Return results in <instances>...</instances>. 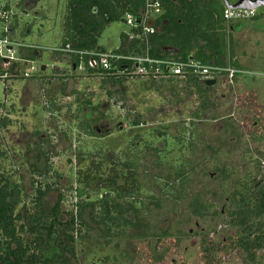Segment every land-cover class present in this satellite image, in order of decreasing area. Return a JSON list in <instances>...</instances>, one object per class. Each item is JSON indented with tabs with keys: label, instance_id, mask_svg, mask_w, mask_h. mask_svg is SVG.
Returning a JSON list of instances; mask_svg holds the SVG:
<instances>
[{
	"label": "rangeland",
	"instance_id": "1",
	"mask_svg": "<svg viewBox=\"0 0 264 264\" xmlns=\"http://www.w3.org/2000/svg\"><path fill=\"white\" fill-rule=\"evenodd\" d=\"M66 1L18 5L20 0H0V18L5 19L0 21V36L8 31V39L15 45L14 59L3 63L2 69L7 71L15 64L19 77L0 78V122L6 115L11 117L8 128L0 127V146L7 153L3 167L13 169L24 190L31 192L32 176L46 174L49 166L54 172L48 177L53 175L61 186L71 184L75 138L83 151L109 149V161L120 151L126 153L139 167L140 198L148 207L141 214L142 222L153 234L170 235L166 243L172 250L162 264H244L238 253L223 254L221 248L226 239L235 236V230L225 224L229 199L249 178L261 173L252 158L264 153V13L258 11L257 19L230 24L235 58L250 75H239L234 83L221 80L214 106L205 112L199 98L189 94L179 79L152 84L148 78H133L123 86L105 85L98 77L71 70L67 54L46 51L32 63L45 73L21 78L31 68L20 58L22 46L60 47ZM129 32L123 21L112 23L99 45L114 50L121 35ZM55 67L57 72H53ZM81 124L88 125L89 132L81 130ZM189 134L196 148L185 149L180 156L176 143L183 138L187 145ZM136 136L134 150L130 146ZM156 148L162 150L158 156ZM181 163L191 179L186 194L173 191L165 195L164 180L172 181ZM92 187L99 191L96 183ZM196 195L212 205L204 218L190 213ZM149 197L157 204L148 202ZM57 200L58 194L53 192L46 203L53 206ZM206 237L219 251L208 261L201 250ZM156 244L154 237L140 244L129 237L107 241L96 235L77 244V264H153L148 252Z\"/></svg>",
	"mask_w": 264,
	"mask_h": 264
},
{
	"label": "trees",
	"instance_id": "2",
	"mask_svg": "<svg viewBox=\"0 0 264 264\" xmlns=\"http://www.w3.org/2000/svg\"><path fill=\"white\" fill-rule=\"evenodd\" d=\"M26 1L38 5L42 0H20L18 5ZM159 1L163 11L155 22L154 32L147 38L139 36L132 40H128L127 34H122L120 45L112 51L125 56L147 54L157 60H193L205 67L223 69L231 66L240 69L231 42L233 27L224 21V6L220 0ZM143 3V0H67L60 47L65 49L68 46L71 51L79 52L106 50L99 45L102 34L112 23L123 21L126 13L136 18L137 28L129 33L139 34ZM0 21L5 19L0 18ZM8 36V31H2L0 39ZM21 50L20 58L31 62L45 53L26 48ZM70 57L73 70L74 66H79L80 60L74 55ZM83 62L86 68L84 73L98 77L102 84L123 86L133 79L129 74H116L115 71L103 73L101 69H91L87 57ZM3 63L4 60L0 58L1 79L19 78L15 64L3 71ZM125 66L132 68L133 65L124 61L119 63L117 70ZM57 70L55 67L53 72ZM44 73L40 71L39 74ZM10 74L12 76H7ZM21 78L26 79L24 76ZM179 80L183 88L190 91L189 94L199 98L200 109L206 112L213 108L219 79L207 80L193 69H186L185 79ZM149 81L155 84L165 80L150 78ZM10 118L9 114L1 120L2 129L11 125ZM80 129L89 132L90 127L81 124ZM157 135L162 136L161 133ZM138 138L136 136L131 143L130 147L134 150ZM74 141L71 184L61 186L53 180V175L48 177L54 172L49 166L46 174L32 176L31 192L24 190L13 169L7 171L3 167L7 153L0 146V264H77V244L88 242L96 235L107 241L114 237H129L140 244L154 237L157 244L149 249L148 259L153 264L165 262L172 250L166 243L170 235L166 232L151 233L149 226L141 220V214L148 207L146 200L140 198L143 186L134 158L120 151L109 161V149L96 147L83 151L79 140L75 138ZM182 141L183 138L176 143L180 147V156L185 149L192 151L196 148L197 143L191 134L188 135L187 145ZM168 147L164 149L165 153L169 152ZM154 152L158 156L162 150L156 148ZM252 160L261 173L259 177L249 178L229 199L225 224L235 230V236L225 241L221 251L223 254L238 253L244 264H264V255H261L264 251V153H259V157L254 156ZM190 181L186 165L181 163L173 180H164V194L176 191V194L185 195L184 190ZM94 183L99 185L97 192L93 191ZM53 192L58 194V200L49 206L46 198ZM147 200L157 204L154 197ZM211 207L202 201L201 195H196L189 209L193 217L204 218ZM201 250L206 261L219 252L208 237L201 241Z\"/></svg>",
	"mask_w": 264,
	"mask_h": 264
},
{
	"label": "built area",
	"instance_id": "3",
	"mask_svg": "<svg viewBox=\"0 0 264 264\" xmlns=\"http://www.w3.org/2000/svg\"><path fill=\"white\" fill-rule=\"evenodd\" d=\"M143 2V7L140 10L141 30L137 35L134 33H127L128 40H132L139 36H143L145 38L149 37L154 32L156 20L160 15H162V4L159 0H143ZM3 15L4 17L6 16L5 13H3ZM255 17L256 12L254 10H232L224 7L223 18L227 25L249 21ZM135 21L136 18L131 13H126L123 17V22L130 28L131 31L137 28ZM149 22L153 23L152 27L148 26ZM14 46L15 45L9 41L8 37L0 39V58L4 60V64L14 59ZM22 48L36 51H49L55 54L61 53L62 55L67 54L69 56L74 55L80 60V64L77 68L81 73L85 72L86 68L84 66L83 59L84 57H87V64L91 69H101L103 73L115 71L116 74H129L131 78H153L155 80L162 79L166 81L173 79H185L186 69H193L195 73H200L207 80L219 79L221 81L225 79L229 83H234L239 75H250V73H247L244 70L235 69L231 66L223 69L212 68L202 66L193 60L183 62L175 59H152L147 54L145 56H125L112 50L79 52L71 51L68 46L65 49L61 47L45 49L35 46H22ZM124 61L132 63V68L125 66L123 69L117 70L119 63ZM32 63L33 62L26 61V64H31L30 70L23 74L26 78L33 77L40 73V70H37L34 66H32Z\"/></svg>",
	"mask_w": 264,
	"mask_h": 264
},
{
	"label": "flooded vegetation",
	"instance_id": "4",
	"mask_svg": "<svg viewBox=\"0 0 264 264\" xmlns=\"http://www.w3.org/2000/svg\"><path fill=\"white\" fill-rule=\"evenodd\" d=\"M220 1L222 2L223 6H224L223 0H220ZM226 1L232 6L243 5V6L254 7V11L256 12V17L259 16L258 11H261L264 13V0H226ZM77 70H78V68L76 66H74L73 71H77ZM261 255H264V251L261 253Z\"/></svg>",
	"mask_w": 264,
	"mask_h": 264
},
{
	"label": "water",
	"instance_id": "5",
	"mask_svg": "<svg viewBox=\"0 0 264 264\" xmlns=\"http://www.w3.org/2000/svg\"><path fill=\"white\" fill-rule=\"evenodd\" d=\"M223 3H224V7L225 8H229V9H232V10H240V9H246V10H254V7H251V6H243V5H230L226 0H223ZM148 26L149 27H152L153 26V23L152 22H149L148 23ZM45 69L42 68V71H44Z\"/></svg>",
	"mask_w": 264,
	"mask_h": 264
}]
</instances>
